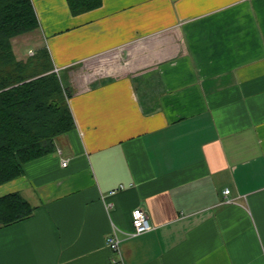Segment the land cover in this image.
Segmentation results:
<instances>
[{"label":"crops","instance_id":"obj_1","mask_svg":"<svg viewBox=\"0 0 264 264\" xmlns=\"http://www.w3.org/2000/svg\"><path fill=\"white\" fill-rule=\"evenodd\" d=\"M32 2L75 127L0 185V264H264V0Z\"/></svg>","mask_w":264,"mask_h":264},{"label":"trees","instance_id":"obj_2","mask_svg":"<svg viewBox=\"0 0 264 264\" xmlns=\"http://www.w3.org/2000/svg\"><path fill=\"white\" fill-rule=\"evenodd\" d=\"M102 0H69L73 14L99 8ZM32 0H0V185L24 175V165L55 152V141L75 121L64 87L45 45L22 59L17 41H42ZM23 56V55H22ZM36 207L21 193L0 198V226L33 215Z\"/></svg>","mask_w":264,"mask_h":264},{"label":"built area","instance_id":"obj_3","mask_svg":"<svg viewBox=\"0 0 264 264\" xmlns=\"http://www.w3.org/2000/svg\"><path fill=\"white\" fill-rule=\"evenodd\" d=\"M34 55V53H33ZM58 73V70H55ZM68 160H62V166L67 167ZM230 191L227 189L225 194H229ZM133 227L134 233L133 235H141L146 232H149L153 229L152 224L150 222V217L148 212L143 208H137L132 213ZM107 245L110 247L113 254V262L115 264H124V260L122 257L121 247H120V239L116 233H113L107 237Z\"/></svg>","mask_w":264,"mask_h":264},{"label":"rangeland","instance_id":"obj_4","mask_svg":"<svg viewBox=\"0 0 264 264\" xmlns=\"http://www.w3.org/2000/svg\"><path fill=\"white\" fill-rule=\"evenodd\" d=\"M15 46L19 57L22 59H26L27 56H33V53H36V48L38 47L37 44L28 41H17Z\"/></svg>","mask_w":264,"mask_h":264}]
</instances>
